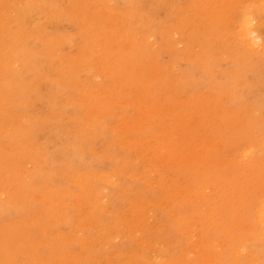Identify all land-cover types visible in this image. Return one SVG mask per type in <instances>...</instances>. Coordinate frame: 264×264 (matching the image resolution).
<instances>
[{
	"label": "rangeland",
	"instance_id": "obj_1",
	"mask_svg": "<svg viewBox=\"0 0 264 264\" xmlns=\"http://www.w3.org/2000/svg\"><path fill=\"white\" fill-rule=\"evenodd\" d=\"M147 90L211 96L224 123L204 193L179 200L185 226L150 191L161 214L130 234L121 212L157 187L134 142L169 125L139 124ZM246 258L264 264V0H0V264Z\"/></svg>",
	"mask_w": 264,
	"mask_h": 264
},
{
	"label": "bare ground",
	"instance_id": "obj_2",
	"mask_svg": "<svg viewBox=\"0 0 264 264\" xmlns=\"http://www.w3.org/2000/svg\"><path fill=\"white\" fill-rule=\"evenodd\" d=\"M244 21V26H250L249 17L245 18ZM250 37V33L248 32L245 33L242 38L244 40L250 39L249 43L254 44V40ZM146 93L150 102L139 124H156L159 121H167L169 125L163 135L153 134L152 138L150 137L148 140L139 138L136 140L139 143L134 142V146H141L140 151H135V156L148 162V168L150 169V172L146 173L148 168L144 167V171L138 173V176H140V179L143 178L150 181V183L151 181H155L157 187L153 185L150 186L149 189H143L138 192V198L136 199L140 201L138 203V206L142 207L140 211L133 212L135 210L134 206L136 205H131V214L130 207L121 212L120 215L123 217L122 222L126 225L124 229H130V234L133 233V228L135 227L144 229V227L148 225L150 217L154 220L158 219L162 211L169 213L173 219L175 218L177 220L179 225L185 226L186 220L181 217L179 213V200L186 199L192 191L195 197H200V195L204 193V188L201 187L199 183H203L204 181L210 182L211 177H213V175L211 176L213 172L206 170V165L203 164V161L211 155V149L216 147L213 141L218 136H216L215 133L220 124L224 123L223 119L214 117L216 113L213 112V106L216 104L214 102L215 98H211V96H207V98H181L177 93H171L168 100L164 101V99H155L152 95L153 92L149 90H147ZM206 99L208 100V105H205L203 102ZM220 107L222 108L223 106ZM173 116L175 118H172ZM146 121L148 123H146ZM129 142L130 141H128V143ZM140 143H144L145 145ZM165 157H167V162L165 164H160L164 161ZM189 165H191V167ZM214 190L215 194L219 188L215 187ZM150 191L155 192L154 204L160 207L161 212H152V214L147 217L146 206H149V202L146 201V194ZM159 191L162 193L159 194ZM214 194H207L203 199H208ZM102 199L104 200V198ZM143 206L145 207L144 209ZM257 223L259 222L257 221ZM159 227L160 225L158 228ZM182 230L184 229H181V231ZM196 236V243L199 244L201 248H206L208 240L205 236H203L201 232H198ZM145 238L148 237L145 236ZM164 241L165 240H163V242ZM216 258L217 261L220 262L221 253H219ZM246 261L247 258L243 263L247 264Z\"/></svg>",
	"mask_w": 264,
	"mask_h": 264
}]
</instances>
